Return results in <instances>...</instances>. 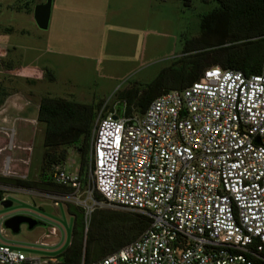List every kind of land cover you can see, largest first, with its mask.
Here are the masks:
<instances>
[{
    "label": "built area",
    "instance_id": "built-area-1",
    "mask_svg": "<svg viewBox=\"0 0 264 264\" xmlns=\"http://www.w3.org/2000/svg\"><path fill=\"white\" fill-rule=\"evenodd\" d=\"M5 52L0 41V60ZM113 115L95 120L86 174L56 166L51 181L68 193L39 195L53 207L78 209L84 233L96 210L147 220L136 240L90 264L264 263V55L257 74L211 67L188 87L152 99L142 115ZM14 148L7 134L0 152ZM8 162L2 177L13 174ZM0 192L1 207L9 197ZM46 221L42 241L0 244V264H63L52 256L56 245L43 240L63 244L64 229Z\"/></svg>",
    "mask_w": 264,
    "mask_h": 264
},
{
    "label": "crops",
    "instance_id": "crops-1",
    "mask_svg": "<svg viewBox=\"0 0 264 264\" xmlns=\"http://www.w3.org/2000/svg\"><path fill=\"white\" fill-rule=\"evenodd\" d=\"M44 1H14V6L24 5L14 10V22L21 24L3 27L9 33L0 35L6 51L2 60L9 67L0 68V86L7 92L0 106V149L7 134L15 147L0 152V172L8 158V166L18 170L10 176L28 181H35L38 172L31 175L29 159H19L26 152L17 148H33L37 137L42 145L44 128L36 121L39 99L47 95L92 103L88 90L98 81L117 82L139 68L148 53L162 50V43L147 39L148 24L164 25L170 18L164 8L177 12L182 7L171 0H51L48 25L41 31L32 10ZM44 70L52 74V82L45 80ZM2 243L10 244L0 238Z\"/></svg>",
    "mask_w": 264,
    "mask_h": 264
},
{
    "label": "trees",
    "instance_id": "trees-1",
    "mask_svg": "<svg viewBox=\"0 0 264 264\" xmlns=\"http://www.w3.org/2000/svg\"><path fill=\"white\" fill-rule=\"evenodd\" d=\"M171 1L179 2L183 8L192 3V0ZM200 1L214 3V7L199 17L198 36L191 45L185 44L176 68L163 70L142 90H124L108 108L102 101L80 104L42 96L36 115L37 123L44 128L37 178L28 181L0 177V185L39 194H66V188L51 181L52 170L64 164L66 149H72L78 157L79 176L86 174L91 132L98 115L106 117L120 112L142 115L152 99L188 87L211 67L239 71L245 76L259 73L264 55V0ZM23 6L7 8L17 10L24 9ZM0 68L9 67L0 60ZM44 78L48 82L54 80L47 70ZM6 97L7 92L0 86V106ZM94 197L99 200L97 194ZM66 212L73 219V228L68 248L59 254L63 264H79L82 257L85 264H90L133 242L147 227V220L138 215L96 210L84 233L81 212L71 206H67ZM254 264L264 263L258 259Z\"/></svg>",
    "mask_w": 264,
    "mask_h": 264
},
{
    "label": "rangeland",
    "instance_id": "rangeland-1",
    "mask_svg": "<svg viewBox=\"0 0 264 264\" xmlns=\"http://www.w3.org/2000/svg\"><path fill=\"white\" fill-rule=\"evenodd\" d=\"M14 1L19 0H0V35L9 33V30L3 29L7 25L14 29V23L17 25L21 24V21L14 22V10H9L5 6L14 5ZM24 1V0H22ZM16 5V4H15ZM214 7V3L206 2L203 3L200 0H192L189 8L179 7V11L175 12L174 8H164L165 15L170 17L166 19L164 25L148 24L147 39H156V42L163 44L162 50L159 52L148 53L147 60L139 66L136 70L132 71L127 77H124L116 81H98L96 87H91L88 91L93 95V103L103 102L106 107H112L115 104L117 96L127 89L142 90L145 85L150 83L160 69H168L169 67H177V61L181 57V53L184 49L185 44H192V41L198 36L199 33V17L204 13H207ZM181 8V9H180ZM9 41V37H6ZM5 38V39H6ZM14 40V38H12ZM160 39V40H159ZM9 43H12L10 41ZM176 63V64H175ZM173 64V65H172ZM102 114H106L102 112ZM8 153H3L5 156ZM29 153L20 154L19 159H29L30 161V173L31 175L36 174L39 170L42 145L38 137L33 143V148L30 156ZM66 160L61 166L66 171L78 170V157L72 149H66ZM21 168L24 167L22 163L18 162ZM87 169V168H86ZM18 170L8 166V171L14 174ZM2 171V168H1ZM19 173V172H18ZM2 177V175H0ZM12 177V176H4ZM15 178V177H12ZM18 179V178H17ZM4 188L5 194L8 195V201L11 202L9 208L0 207V216L3 215V220L12 215H25L24 211L34 212L44 219L52 222L53 226H56L58 230H61V226L65 232V241L63 239L49 238L43 240L46 244L54 243L56 246L53 249L52 256H58L65 251L70 243L71 232L73 228V219L64 210L63 206L58 203L57 207H53L51 202L47 199L42 198L35 191L21 190L10 187ZM30 193V194H29ZM104 212H115L117 214L125 213L121 210L115 209H101ZM38 220L36 225L31 229H27L26 225L20 224L18 232L13 234L9 230L4 229L5 238L4 241L10 243V245L17 246H31L37 242L42 241L44 234L47 232V221Z\"/></svg>",
    "mask_w": 264,
    "mask_h": 264
},
{
    "label": "water",
    "instance_id": "water-1",
    "mask_svg": "<svg viewBox=\"0 0 264 264\" xmlns=\"http://www.w3.org/2000/svg\"><path fill=\"white\" fill-rule=\"evenodd\" d=\"M50 8L51 0H45L44 3L37 4L33 7L32 19L38 30H46L49 20ZM111 119H116V116L112 115ZM10 206L11 202L8 200L1 203L2 208H9ZM20 224H24L26 225L27 229H31L36 225V221L22 215H12L3 220V227L13 234L18 232Z\"/></svg>",
    "mask_w": 264,
    "mask_h": 264
}]
</instances>
